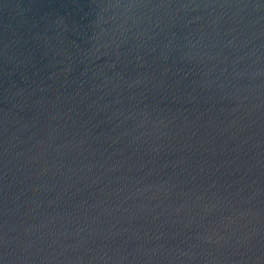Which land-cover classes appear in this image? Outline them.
Returning <instances> with one entry per match:
<instances>
[{"label":"water","instance_id":"water-1","mask_svg":"<svg viewBox=\"0 0 264 264\" xmlns=\"http://www.w3.org/2000/svg\"><path fill=\"white\" fill-rule=\"evenodd\" d=\"M0 264H264V0H0Z\"/></svg>","mask_w":264,"mask_h":264}]
</instances>
